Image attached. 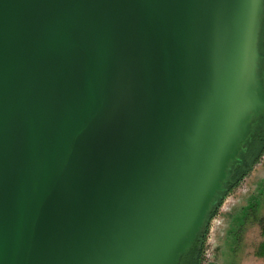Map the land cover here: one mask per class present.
Masks as SVG:
<instances>
[{"label": "water", "instance_id": "1", "mask_svg": "<svg viewBox=\"0 0 264 264\" xmlns=\"http://www.w3.org/2000/svg\"><path fill=\"white\" fill-rule=\"evenodd\" d=\"M264 0H0V264H178L264 119Z\"/></svg>", "mask_w": 264, "mask_h": 264}, {"label": "rangeland", "instance_id": "2", "mask_svg": "<svg viewBox=\"0 0 264 264\" xmlns=\"http://www.w3.org/2000/svg\"><path fill=\"white\" fill-rule=\"evenodd\" d=\"M200 259L202 264H264V155L210 221Z\"/></svg>", "mask_w": 264, "mask_h": 264}, {"label": "trees", "instance_id": "3", "mask_svg": "<svg viewBox=\"0 0 264 264\" xmlns=\"http://www.w3.org/2000/svg\"><path fill=\"white\" fill-rule=\"evenodd\" d=\"M262 38V40H264V37L262 35V32H260V39ZM264 42V41H263ZM263 54V52H262ZM264 119L263 118H259L255 121L253 130L256 133V137L255 140L257 141L255 144V150L257 152H255V158L253 160V163H257V161L260 159L261 155H263L264 153V128H262V123H263ZM246 174L244 175H240L242 177H244ZM231 174L230 172H228V176L226 178V180L223 182L222 184V191L218 193V195L214 198L213 203L210 207V210L208 211L206 218H205V226L204 228L201 230V232L197 235L196 239L194 241V243L192 244V246L190 247L189 250L186 251L185 254L181 255L178 264H201V259L199 258L200 253H198L199 249V243L198 238L199 236L205 232V234L208 231V227H209V223L210 221L217 215L226 195L231 192V190L234 189V187L236 185H238L239 181H236L235 184L229 185L231 182ZM230 188V189H229ZM230 190V191H229Z\"/></svg>", "mask_w": 264, "mask_h": 264}, {"label": "flooded vegetation", "instance_id": "4", "mask_svg": "<svg viewBox=\"0 0 264 264\" xmlns=\"http://www.w3.org/2000/svg\"><path fill=\"white\" fill-rule=\"evenodd\" d=\"M263 29H264V17H263V23H262V27H261V31L260 32L264 31ZM263 41L264 40H262V38L259 39V50L261 52H263V54H264V42ZM259 65H260V74L262 75V78L264 80V57L260 60ZM262 125H263L262 126V128H263L264 127V121H263ZM255 137H256V133L252 129V132L250 133L248 139L242 145V150L238 154L237 160L232 162L230 164V166H229L228 172H230V174L232 176L231 182H230L229 185L235 184L236 181H239L240 179L241 180L239 181L238 185H236L234 187V189L231 190V192H229L226 195V197L240 186L241 182L248 175V171H249L250 167H252L254 164H256V163H253V160H254L255 155H256L255 152H257L255 150V144H257L256 143L257 141L255 140ZM263 155H264V153H263ZM263 155H261V156H263ZM258 162H259V160L257 161V163ZM244 174H246L244 177L240 176V175H244ZM218 214H219V211H218L217 215ZM206 237H207V233L205 234V232H204L198 238V241H197L199 243V246H198L199 251H198V253H200V254L203 252V246H204V243L206 241ZM195 240H197V239H195ZM199 258H200V255H199ZM201 264H202V261H201Z\"/></svg>", "mask_w": 264, "mask_h": 264}]
</instances>
